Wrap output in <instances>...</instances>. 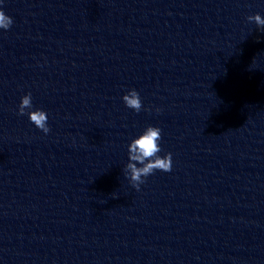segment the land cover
Masks as SVG:
<instances>
[{"label": "clouds", "instance_id": "1", "mask_svg": "<svg viewBox=\"0 0 264 264\" xmlns=\"http://www.w3.org/2000/svg\"><path fill=\"white\" fill-rule=\"evenodd\" d=\"M247 20L250 23L254 22L258 28L264 29V18L260 14L250 15ZM13 22V19L0 7V29L8 30ZM122 100L126 107L137 113L143 107L140 95L135 89L123 95ZM32 108L31 93H28L21 98L18 105V115L27 114L30 122L47 134L50 131L48 114L40 109L31 110ZM161 131L159 127L148 126L141 135L131 140L128 145L129 162L124 172L137 191L140 189V185L145 182L144 178L153 174L154 171L169 172L172 169V154L167 153L163 157L159 155L162 150L160 146Z\"/></svg>", "mask_w": 264, "mask_h": 264}]
</instances>
